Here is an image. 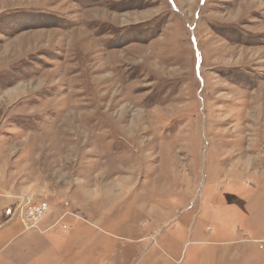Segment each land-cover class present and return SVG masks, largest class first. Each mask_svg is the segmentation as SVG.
Returning <instances> with one entry per match:
<instances>
[{
    "label": "rangeland",
    "instance_id": "obj_1",
    "mask_svg": "<svg viewBox=\"0 0 264 264\" xmlns=\"http://www.w3.org/2000/svg\"><path fill=\"white\" fill-rule=\"evenodd\" d=\"M0 264H264V0H0Z\"/></svg>",
    "mask_w": 264,
    "mask_h": 264
},
{
    "label": "built area",
    "instance_id": "obj_2",
    "mask_svg": "<svg viewBox=\"0 0 264 264\" xmlns=\"http://www.w3.org/2000/svg\"><path fill=\"white\" fill-rule=\"evenodd\" d=\"M48 202L24 201L17 208V216L26 230L39 229V223L49 214Z\"/></svg>",
    "mask_w": 264,
    "mask_h": 264
},
{
    "label": "bare ground",
    "instance_id": "obj_3",
    "mask_svg": "<svg viewBox=\"0 0 264 264\" xmlns=\"http://www.w3.org/2000/svg\"><path fill=\"white\" fill-rule=\"evenodd\" d=\"M14 95L13 94H11V97H13Z\"/></svg>",
    "mask_w": 264,
    "mask_h": 264
}]
</instances>
